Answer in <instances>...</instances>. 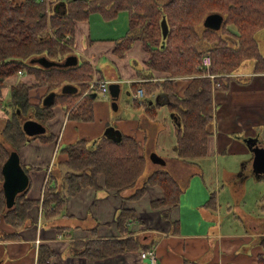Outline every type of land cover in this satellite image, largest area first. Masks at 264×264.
Listing matches in <instances>:
<instances>
[{
	"label": "crops",
	"instance_id": "crops-1",
	"mask_svg": "<svg viewBox=\"0 0 264 264\" xmlns=\"http://www.w3.org/2000/svg\"><path fill=\"white\" fill-rule=\"evenodd\" d=\"M49 1L52 12L63 14L66 4L72 0ZM120 15L113 21L91 15L86 21L75 24L72 38L74 51L73 55L67 56L77 57L73 67L84 61L90 66L94 65L99 78L119 85V95L115 104L111 98L110 104L100 102L98 97L107 96L87 94V89L82 90V84L79 83H64L47 92L45 97L51 93L54 95L52 104L55 100H75L77 103L87 94L93 100L94 118L90 123L68 120L63 105L54 104L53 118L43 125L45 133L29 137L27 144L18 152L20 164L29 169L26 198L38 201V204L29 210V219L20 230L15 231L0 217V264H38L39 246H47L52 251V264H149L141 258V252H126L96 261L69 255L73 241L121 238L114 220L121 209L133 212L135 221L130 224L129 233L140 244L150 246L149 250L154 251L157 264H257L258 255H264L261 245L264 219L249 217L237 205L235 210L240 213L243 222H237L229 216L227 207L223 213L219 192L223 191L224 186L221 187L219 163L222 158L226 162L230 157L236 159V168L228 165L235 171L228 169L232 172L229 173L231 185L226 188L228 193L234 192L232 185L244 179L246 166L252 168L253 155L245 140L254 139L264 146V73H253L251 67L250 72L242 77L240 73L229 77L228 89L217 90L211 97L214 111L206 156L181 160L174 153L178 121L169 112L167 96L157 92L146 96L145 101H132L136 92L133 84L148 81L136 76L132 62L140 64L145 70L143 64L148 55L142 50L139 41L132 44L124 57L119 58L114 54L115 41L125 35L128 27L124 26L123 18L119 20ZM152 75V81L155 82L166 76L155 72ZM240 78L247 80L239 82ZM188 81L184 78L175 80L176 91L181 93ZM84 84L87 86V83ZM20 85H34L29 95L33 104L42 103L48 91L47 86H37L34 78L25 74L5 80L0 90V129H3L6 119L11 115L8 93L11 87ZM123 90L130 99L128 102L120 101ZM152 108H155L153 115L147 114V110ZM110 127L120 133L121 138L133 137L138 142L140 154L146 159L143 174L147 172L148 175L138 179L134 189L121 193L106 189L104 177L99 175L95 187L85 188L67 199L64 216L42 221L39 210L42 183L49 168V173L56 179L63 172L64 166L60 162L64 159L59 154L60 150L78 140L95 146ZM49 135L54 138L50 142L37 139ZM7 146L4 145L11 150ZM152 153L160 157L164 164L153 163L149 159ZM155 171L168 172L177 182L180 195L175 205L161 208L150 206L152 202L163 198V192L157 186H147L143 196L136 201L128 199L142 186L144 179ZM212 194L215 198L213 207L205 204ZM227 199L231 200L230 195ZM229 201L224 204L229 205ZM163 212L168 217L162 218ZM57 228L64 231L60 233ZM92 230H95L94 233H91ZM14 232L17 233L15 238L12 237ZM36 240H39L38 247Z\"/></svg>",
	"mask_w": 264,
	"mask_h": 264
},
{
	"label": "trees",
	"instance_id": "trees-1",
	"mask_svg": "<svg viewBox=\"0 0 264 264\" xmlns=\"http://www.w3.org/2000/svg\"><path fill=\"white\" fill-rule=\"evenodd\" d=\"M50 8L51 3L49 1ZM45 5L36 0H0V90L5 80L19 72L31 76L37 86H47L48 91L64 83L82 84V90L92 77L91 66L82 62L76 67L45 69L31 64V60L44 57L49 61L62 63L73 55L67 46L73 45L75 24L86 21L91 15H99L106 21H113L122 13L127 17V32L115 41L114 54L122 58L135 41L142 44L148 55L140 64L132 62L137 77L147 82L133 84L136 91L141 88L146 96L162 92L167 96L169 112L178 121L175 130L174 153L181 160L206 156L208 137L212 133L213 103L211 81L200 76L199 64L202 54L211 55V73L220 75L218 90H227L229 77L233 76L245 61H252L253 73H264V50L260 39H264V0H72L66 4L63 14L51 13L46 17ZM211 13L223 16L219 31L205 29L202 20ZM162 21L167 26L163 37ZM67 37V38H66ZM264 44V43H263ZM163 73L164 79L152 81L153 73ZM187 77L185 89L178 93L174 87L177 78ZM34 85L11 87L9 94L10 117L0 129V172L11 152H18L27 144L29 137L23 133L22 124L28 119L45 125L53 118L52 105L61 103L68 120L90 123L93 121V100L85 95L75 100L57 101L49 106L41 102L33 104L30 92ZM147 110V114L154 113ZM41 142L54 138L40 136ZM95 146L84 140L68 144L60 150L64 159L60 164L63 172L56 179L49 175L44 189L41 211L42 221L64 216L67 199L81 190L95 187L97 177H104L105 188L121 193L134 189L146 166L145 157L140 154L139 144L133 137H122L120 141L103 136ZM7 144L11 150L4 147ZM23 172L28 170L21 165ZM0 173V185L2 183ZM28 186V185H27ZM147 186H157L163 198L152 202L153 208L175 205L179 201L180 188L173 177L165 171H155L144 179L142 186L128 198L140 199ZM28 189V188H26ZM27 190L15 197V205L5 208L4 194L0 186V217L15 231L25 226L29 210L38 201L26 198ZM212 194L205 202L214 206ZM168 217L166 212L162 218ZM121 238L112 240H82L71 242L69 255L101 260L126 252L148 251L150 246L142 245L129 233L130 224L135 221L132 211L121 209L115 217ZM58 232L64 231L61 228ZM93 231V232H92ZM94 233L95 230H92ZM16 232L12 237L15 238ZM264 249V238L261 239ZM36 263L46 264L53 254L47 246L37 248ZM257 264H264V255L259 254Z\"/></svg>",
	"mask_w": 264,
	"mask_h": 264
},
{
	"label": "water",
	"instance_id": "water-1",
	"mask_svg": "<svg viewBox=\"0 0 264 264\" xmlns=\"http://www.w3.org/2000/svg\"><path fill=\"white\" fill-rule=\"evenodd\" d=\"M202 21V25L205 29L213 31H219L224 22L223 16L218 13H211L207 15ZM164 22L165 21L161 22L163 37H165V35L167 34V26ZM76 63V56L67 57L62 63L49 61L44 57L35 58L31 60V64L37 65L38 67H42L45 69L73 67L74 65H76ZM118 88L119 85L117 84L109 85V96L113 104H115L114 102H116L119 95ZM53 99L54 95L51 93L43 99L42 105H52ZM22 130L23 133L28 137H35L45 133L44 126L32 119H28L23 122ZM104 136L113 140V142H118L121 140V134L115 132L112 127L108 128ZM245 143L247 145L248 150H250L253 155V160L251 161V163L253 172L255 173L254 176L256 179H261L264 177V146L263 144L257 143L254 139L250 138L246 139ZM18 157L19 156L16 152H12L9 157L6 158V161L3 164L0 172L3 178L0 186L4 194L3 199L5 203V208L7 209H11L15 205V197L23 194L27 188V184L29 183V178L27 174L23 172ZM149 159L155 164H164V161L156 154L152 153L149 156Z\"/></svg>",
	"mask_w": 264,
	"mask_h": 264
},
{
	"label": "rangeland",
	"instance_id": "rangeland-1",
	"mask_svg": "<svg viewBox=\"0 0 264 264\" xmlns=\"http://www.w3.org/2000/svg\"><path fill=\"white\" fill-rule=\"evenodd\" d=\"M123 18V19H122ZM124 21V26H126L127 24V18H126V14H121L119 17V20ZM203 22V21H202ZM203 26V25H202ZM260 45L264 46V39H260ZM264 50V47H261ZM264 52V51H263ZM253 65L252 61H245L242 66L236 71L237 73H240V77H242V75L244 76V74L250 72L249 68H251ZM184 79H188L187 77H183ZM180 79V78H177ZM176 79V80H177ZM189 80V79H188ZM239 82H243V80H247L246 78H240L238 79ZM212 95V93H211ZM107 97H98L97 100H99L100 102H105L107 104H110L111 100L109 97V94L106 95ZM121 100L120 101H129V97L125 95V90L122 91V95H121ZM133 101V100H132ZM120 107L122 108V103L119 102ZM214 111V107L212 112ZM6 116V115H5ZM8 118V117H7ZM8 147V146H7ZM229 161L226 162L225 159H221L220 161V172L221 175L220 176L221 179V187L224 186V189L222 192H219V199L221 200V204H222V211L223 213H225V208H229V216H232L233 218H235L234 220H236L237 222H243V220L240 217V213L237 212L235 210V206H239V208L246 214L249 215V217H261L264 219V177L262 179H256L254 176H252L253 174V170L252 168L249 169V166L245 168L246 170V175L244 176V179H241V182L238 183L237 185H232L234 186L233 189H235V191L228 193L226 188L228 185H231V182L229 181V173L230 172L228 169H231L232 171H235L234 168H228V165L234 166L235 168L237 167L236 159H234L233 157L227 158ZM240 160H237V162ZM249 169V170H248ZM148 174L147 172H145L141 179H143L144 177H146ZM140 180V179H139ZM228 195H230L231 200L229 201ZM229 201V205L224 204L225 202ZM241 219V220H240Z\"/></svg>",
	"mask_w": 264,
	"mask_h": 264
},
{
	"label": "built area",
	"instance_id": "built-area-1",
	"mask_svg": "<svg viewBox=\"0 0 264 264\" xmlns=\"http://www.w3.org/2000/svg\"><path fill=\"white\" fill-rule=\"evenodd\" d=\"M38 2H43L45 5V15L47 18H49L50 13H51V8H50V4H49V0H36ZM59 44H62L63 46H65L66 48L70 49L71 53H73L72 51H74L73 45L72 46H67L64 42V40L60 41ZM211 55L209 53H204L201 56L200 60V64H199V70H201V74L200 76L203 78H208L211 81V93L212 96L215 94V92L219 89V85L220 83L216 80L218 77H220V75H216L211 73V66H212V60H211ZM90 65V64H89ZM91 69H92V77H90L91 79L87 82V94H94V95H107L109 94V85L111 83L99 78V74L97 72V70L94 68V65L91 64ZM19 75H21L22 73L19 72ZM86 94V95H87ZM146 98V94L145 91L141 88H138L136 90V92L133 95L132 100L134 102H140V101H145ZM50 168L47 170V174L45 176L44 179V183L43 187H42V192H41V200L40 203L42 201V196H43V192L45 187L47 186L46 182L48 181L49 175H50ZM40 210V209H39ZM41 211V210H40ZM42 214V211H41ZM36 247H38L39 244V240L35 241ZM155 253L153 250H148V251H141V258H143V260H147L149 262V264H157V260L155 258ZM50 261L52 260H47L46 264H52Z\"/></svg>",
	"mask_w": 264,
	"mask_h": 264
},
{
	"label": "bare ground",
	"instance_id": "bare-ground-1",
	"mask_svg": "<svg viewBox=\"0 0 264 264\" xmlns=\"http://www.w3.org/2000/svg\"><path fill=\"white\" fill-rule=\"evenodd\" d=\"M204 20V19H203ZM67 38V37H66Z\"/></svg>",
	"mask_w": 264,
	"mask_h": 264
}]
</instances>
